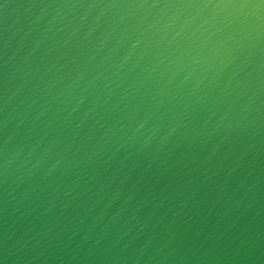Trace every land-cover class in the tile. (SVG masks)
<instances>
[{"label":"water","instance_id":"water-1","mask_svg":"<svg viewBox=\"0 0 264 264\" xmlns=\"http://www.w3.org/2000/svg\"><path fill=\"white\" fill-rule=\"evenodd\" d=\"M0 264H264V0H0Z\"/></svg>","mask_w":264,"mask_h":264}]
</instances>
